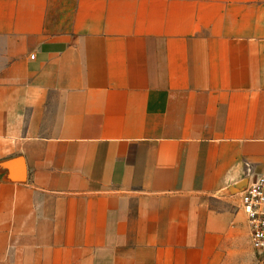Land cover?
Masks as SVG:
<instances>
[{
    "label": "crops",
    "instance_id": "crops-1",
    "mask_svg": "<svg viewBox=\"0 0 264 264\" xmlns=\"http://www.w3.org/2000/svg\"><path fill=\"white\" fill-rule=\"evenodd\" d=\"M259 176L264 0H0V264H264Z\"/></svg>",
    "mask_w": 264,
    "mask_h": 264
},
{
    "label": "built area",
    "instance_id": "built-area-1",
    "mask_svg": "<svg viewBox=\"0 0 264 264\" xmlns=\"http://www.w3.org/2000/svg\"><path fill=\"white\" fill-rule=\"evenodd\" d=\"M240 198L242 209L248 218L251 246L264 258V176L251 179Z\"/></svg>",
    "mask_w": 264,
    "mask_h": 264
},
{
    "label": "rangeland",
    "instance_id": "rangeland-1",
    "mask_svg": "<svg viewBox=\"0 0 264 264\" xmlns=\"http://www.w3.org/2000/svg\"><path fill=\"white\" fill-rule=\"evenodd\" d=\"M256 254H257V253H256ZM257 257L260 258V259H262V260L264 259L263 257L259 256L258 254H257Z\"/></svg>",
    "mask_w": 264,
    "mask_h": 264
}]
</instances>
